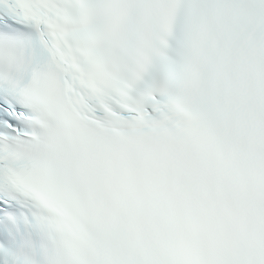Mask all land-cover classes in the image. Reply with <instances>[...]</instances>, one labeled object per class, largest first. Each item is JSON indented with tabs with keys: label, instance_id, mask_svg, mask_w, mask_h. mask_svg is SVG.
Segmentation results:
<instances>
[{
	"label": "snow or ice",
	"instance_id": "obj_1",
	"mask_svg": "<svg viewBox=\"0 0 264 264\" xmlns=\"http://www.w3.org/2000/svg\"><path fill=\"white\" fill-rule=\"evenodd\" d=\"M0 264H264V0H0Z\"/></svg>",
	"mask_w": 264,
	"mask_h": 264
}]
</instances>
